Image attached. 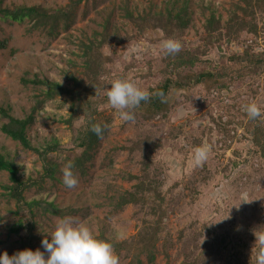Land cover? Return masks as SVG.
I'll list each match as a JSON object with an SVG mask.
<instances>
[{"label": "rangeland", "instance_id": "374dc122", "mask_svg": "<svg viewBox=\"0 0 264 264\" xmlns=\"http://www.w3.org/2000/svg\"><path fill=\"white\" fill-rule=\"evenodd\" d=\"M106 1L82 0L72 11L75 15L70 27L64 29L62 25L52 37L42 30L31 29L30 22L0 23V39L4 42L0 47V103L9 105L14 116L22 117L38 101L36 122L30 131L34 143H44L52 136L67 142L71 130L79 122L73 123V127L63 122L69 115L67 96L48 98L42 93L45 88L23 84L20 77L25 73L28 78L37 74L40 78L46 76L70 85L68 72L77 76L82 74L81 40L101 31L100 24L105 23L104 17L110 10L114 9L112 24L117 25L121 33L120 37L113 35L102 49L106 62L97 65L102 78L106 75L107 78L98 83L123 74L125 79L141 88L150 82L142 75L144 69L136 65L155 62L162 54L160 43L166 38L158 28H145L139 32L136 24L124 17L121 7L124 0ZM167 1L129 0V8L136 14V8L155 10ZM190 1L196 24L194 29L190 27L186 31L193 45L200 43L196 35L202 30V21L208 14V9L202 12V8L212 2L226 14V9L235 2ZM70 2L4 0L9 6L41 4L51 8ZM255 22V33L242 31L241 41L213 45L202 58L211 64L221 62L228 52H240V42L247 41L254 52H262L259 56L264 59V4L260 8L255 6ZM184 39V35L177 39L182 47L187 44ZM227 85L220 92L215 88L204 90L201 86L181 91L170 98L164 117L157 115L144 119L135 113V121L128 123L122 122L109 105L100 106L96 117L106 127L100 145L91 151L92 158L87 162L91 172L78 174L76 187L58 185L51 192L62 205L78 208L79 211L65 217L85 223L94 235L98 234L102 224H109L108 230L117 240L132 242L141 229L146 233L153 232L155 216L149 210L137 211L132 204L115 208L119 194L132 186L125 177L128 173L138 172L140 151L146 152L145 143L151 140L160 143L150 159L165 200V216L156 233L153 258L150 260L140 245L133 244L116 253L120 264H252L253 231L264 230V161L249 141L246 124L251 119L242 105L256 102L264 113V62L252 74L228 79ZM241 111L246 117L241 125L238 122L229 125L228 134L218 132L214 120H224L229 113L240 118ZM257 120L264 123V116L254 121ZM137 144L146 148L139 150ZM203 144L211 148L209 158L202 167H195L193 151ZM15 150L20 154L16 160L25 168L39 165L35 154L23 150L0 131V151H8L12 157ZM57 156L63 158L62 154ZM5 181L6 174L0 172V238L5 237L7 225L15 219L13 200H8L2 188ZM49 183L46 181L42 189L49 190ZM37 189L33 187L27 195ZM244 198L252 201L241 202ZM227 215L229 218L211 223ZM60 218L57 215L41 218L42 222L37 220L33 231L37 233L46 228L48 234ZM34 241L37 242L35 247L41 243L36 237Z\"/></svg>", "mask_w": 264, "mask_h": 264}, {"label": "trees", "instance_id": "16d2710c", "mask_svg": "<svg viewBox=\"0 0 264 264\" xmlns=\"http://www.w3.org/2000/svg\"><path fill=\"white\" fill-rule=\"evenodd\" d=\"M70 1V4L51 8L41 4L9 6L4 3V0H0V23L2 21L30 22L32 23L31 29L42 30L47 36L52 37L57 35L58 28L62 25L64 29L70 27L71 19L75 15L72 11L82 0ZM124 1L121 6L124 17L126 16L132 21L133 25L136 24L139 32L145 28H158L166 39L177 40L184 35V40L187 43L176 55H165L162 52L152 64L136 65V67L144 69L142 75L150 80L142 89H147L149 92L163 91L166 97L164 103L156 96H153L148 102H142L135 113L144 119H151L157 115L164 117L170 98L176 97L181 91L201 86L204 90L215 88L220 92L227 88L228 79L230 80L236 75L245 77L252 74L258 71L264 62V59L259 56L262 52H254L247 41L240 42L242 44L240 52L234 50L228 52L221 62L211 64L202 58L207 49L213 45L241 41L240 33L242 31L255 33L257 27L255 6L260 8L263 6L264 0H235L226 9V14H222L210 2L208 6L202 8V12H205L207 8L208 14L202 21V30L196 35L200 43L195 45L192 44L191 39H188L189 34L186 31L190 27L194 29L196 24L190 0H169L155 10L140 11L136 8V14L129 8V0ZM107 2H111V0H107ZM113 14L114 9L104 17L105 23L100 24L101 31L81 40L82 52L79 56L82 60V74L77 76L76 73L68 72L67 78L70 85L59 83L60 81L46 76L40 78L37 74L32 78H28L27 73L20 77L23 84L32 83L45 88L42 93L48 98H55L59 95L68 97L69 115L63 119V122L70 126L79 122L75 127L72 126V135L69 141L62 142L55 136L41 144L32 141L30 131L36 122L38 101L33 103L28 113L22 117L14 116L11 114L9 105L0 103V131L23 150L35 154L39 162L38 166L28 169L16 160L20 156L17 150L12 157L8 151H0V172L6 174V181L2 188L5 189L8 200H13L12 214L15 216L13 222L6 227L5 237L0 238V254L7 251L9 255H12L26 248L32 250L39 248L43 251L41 243L38 247L34 246L37 243L34 241V237L42 241L47 230L42 228L35 233L33 230L37 220L42 222L41 218L51 215L63 218L66 215H71L72 212L79 211L77 207L59 203L56 196L51 195V192L54 187L64 185L61 169L66 164L73 165L72 171L76 177L78 174L86 175L91 172L87 162L92 158L91 151L98 148L102 138H98L91 132L90 126L93 123L101 124L96 117L97 109L108 105L104 91L110 86L109 82L117 78L125 79L123 74L98 83V80L107 78V75L102 78L103 74L97 65L102 61L106 62L102 49L113 35L120 37L121 33L119 27L112 24ZM112 26L115 27L114 30ZM196 31L198 32V30ZM3 43V40L0 39V47L4 46ZM106 71L108 74L109 71ZM238 116L229 113L226 116L227 119L214 120V126L221 134H228L227 127L229 125L237 122L240 124L246 118L242 111L240 118ZM246 126L254 151L264 161V123L251 119L247 121ZM145 145H147V151L144 153L140 151L138 172L136 174L128 173L125 177L132 182V186L119 194L115 208L121 209L126 204H132L137 211L149 210L155 216L154 231L146 233L143 231L144 229H141L136 233L132 242L128 239L117 240L108 230L109 224L104 223L99 227V232L95 236L112 243L117 254L130 245H140L141 250H145L151 260L153 258L152 251L156 248V233L159 231L163 216H165V200L159 191L160 182L150 159L151 153L160 146V143L147 140ZM145 145L137 144V147H140L139 150H141V148H146ZM59 154H62L63 158H59L57 156ZM46 181L50 182L47 186L49 190L42 189ZM33 187L38 189L28 196L27 193ZM48 238L51 239L50 236Z\"/></svg>", "mask_w": 264, "mask_h": 264}, {"label": "clouds", "instance_id": "9594fccd", "mask_svg": "<svg viewBox=\"0 0 264 264\" xmlns=\"http://www.w3.org/2000/svg\"><path fill=\"white\" fill-rule=\"evenodd\" d=\"M160 49L165 55H176L182 50V45L178 40L168 38L161 41ZM109 85L104 91L107 104L117 112L119 119L124 123L134 122L135 110L142 102H148L153 96L159 97L162 103L166 102L163 91L149 92L128 79L117 78L110 81ZM242 109L249 119L255 120L264 116L256 102L242 105ZM105 127L106 125L93 123L90 131L98 138H102ZM210 151L211 148L207 144L196 147L193 151V165L202 167L208 160ZM72 167L73 165L68 163L61 169L62 183L67 188L78 185ZM251 201L247 198L241 200L248 203ZM226 218H229V215L211 223ZM253 235L255 242L250 261L252 264H264V230H254ZM49 236L51 239L48 238ZM41 244L43 251L39 248L36 250L26 248L12 255L5 251L0 254V264H120L112 243L95 236L85 223L74 217L60 218L54 229L44 235Z\"/></svg>", "mask_w": 264, "mask_h": 264}]
</instances>
